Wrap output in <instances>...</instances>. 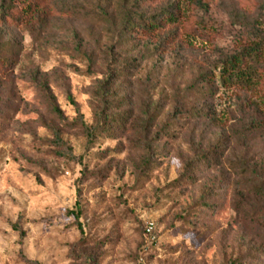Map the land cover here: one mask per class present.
Returning a JSON list of instances; mask_svg holds the SVG:
<instances>
[{
    "label": "rangeland",
    "instance_id": "1",
    "mask_svg": "<svg viewBox=\"0 0 264 264\" xmlns=\"http://www.w3.org/2000/svg\"><path fill=\"white\" fill-rule=\"evenodd\" d=\"M31 262L264 264V0H0V264Z\"/></svg>",
    "mask_w": 264,
    "mask_h": 264
},
{
    "label": "trees",
    "instance_id": "2",
    "mask_svg": "<svg viewBox=\"0 0 264 264\" xmlns=\"http://www.w3.org/2000/svg\"><path fill=\"white\" fill-rule=\"evenodd\" d=\"M159 18L153 19L147 26H144L148 31L153 32L155 29L161 27L160 25V16ZM166 20L169 19L168 16L165 17ZM260 49L259 48H248L247 51H243L239 54L233 55L230 59L224 60L223 71L225 70V75L223 77L221 75V83L229 84V85H237L243 87H254L256 82V69L253 65H246V58L248 59H257L260 57ZM55 113H58L57 110H54ZM52 145L56 148H60L61 150L58 152L59 156L66 157L67 159L74 160V156L64 147V144L60 140L57 133H54ZM32 264H35L31 262Z\"/></svg>",
    "mask_w": 264,
    "mask_h": 264
}]
</instances>
